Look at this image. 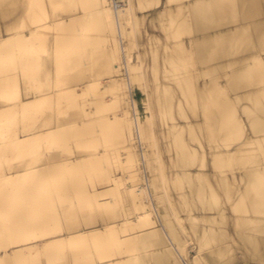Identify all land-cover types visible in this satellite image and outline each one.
<instances>
[{
	"label": "bare ground",
	"instance_id": "bare-ground-1",
	"mask_svg": "<svg viewBox=\"0 0 264 264\" xmlns=\"http://www.w3.org/2000/svg\"><path fill=\"white\" fill-rule=\"evenodd\" d=\"M80 1H84L88 9L91 6L93 12L88 14V21L78 23L80 17H77V14H71L77 13L76 9L77 5L79 6L81 3ZM80 1L77 5L76 0L52 2L53 15L61 16L56 19L54 17V20H50L47 24L49 27L47 25L46 27L48 30L56 32L55 34L58 32L55 39H61L56 43V46L59 44L57 49H54L56 46L53 48L56 58L51 53L53 54L51 58H47L49 59L47 61L45 59L41 66L46 68V73L48 77L50 76V83L47 80V85L49 84L48 86L53 90V87L58 84L56 89L58 86L62 89L57 91L55 89L53 92L50 90L49 93L39 97L43 102L40 99H38L40 102H36L33 98L35 103L26 97L33 95L35 90L29 81L34 78L32 76L34 70L40 67V59L36 60V55L39 53L40 40L46 31L43 30L45 26L38 25V20L47 15V6L44 8L43 4L39 3L43 7L41 11L39 7L38 9L34 7L36 4H31L33 3L31 0H0V47L5 50V52H0V66L2 67L3 61L7 66L15 63L13 64L15 67L10 66L12 71V69H16V60L18 64H27L24 65L27 66L26 70V67L19 66L22 70L16 69L18 71L13 74L0 75V95H4L0 99V214L5 213V211H1L2 207L10 209L6 208L9 206L11 213L16 216L15 221H17L16 225L0 227V229L1 231L5 229L24 230L25 233L22 234L8 232V235L13 237V239L11 238L12 242L21 235L28 236V240L21 241L22 244H20L21 242L16 243L17 245L15 244L16 246L12 248H4L0 244V260L3 264H19L26 262L27 255L33 252L53 248L62 255V262L55 261L58 259L57 256L61 259L57 253L55 258L51 255L44 256L45 259L42 261V257L41 264H147V261L153 258L146 257V253L149 252H153L154 256H158L162 260H170V264H264V119H258L256 116V113L260 114V110L263 109L261 106L264 105V0H137L134 2L136 7L142 8L147 14V16H140L141 20L134 17L138 11L133 13L132 6L135 7V4H131L133 1H127L132 5L131 9L130 5L128 6L126 3L128 7L126 11L127 9L132 11H127L132 13L129 16H125V10L121 8V5L124 7V3H121L119 7V3L117 5L113 0ZM32 7L37 9L36 12L41 11L40 14L39 11L36 13V16L39 14V17L36 18L33 15L35 11L32 12L34 10ZM89 10L92 11L91 8ZM29 11L32 13L30 16H34L35 19L33 17L31 20L28 19L30 23L29 21L24 23H29L27 26L31 27L23 39L19 28L24 26V15L26 16ZM64 14L69 15L64 17L62 16ZM142 18L149 20L146 22L150 27L142 26L145 24V21L141 22ZM137 20L142 23L140 25L144 28L143 30L139 29L140 25L136 23ZM74 24H78L76 26H80L86 36L81 35L82 33L79 34V31L78 33L71 30L68 32ZM95 26L103 33L101 36L109 37L110 40V49L106 51V56V52L104 53L101 66L98 67L99 58L96 59L93 56L94 62V58L90 56L93 58V63H90L88 67L86 65L85 68L81 61L78 62L77 57L76 68L83 65L84 70L78 69L81 70L78 72L76 69L74 70L76 73L70 71L72 73L68 74V77L59 78L56 82V79L53 78L58 74L56 66L59 64L58 56L59 60L67 57L66 48L69 45H74V47L69 46L70 50L68 48L69 56L73 55L72 57H74L82 49V46L77 47L78 44H81L80 40L83 45L91 41L89 39L88 42L85 41L89 35L85 34V30L89 33L88 30ZM150 28L157 31L158 34L149 31ZM95 30L93 28V32L96 33ZM60 31L63 32L60 33ZM143 34L145 40H142ZM70 40L74 41L70 43ZM92 42L98 43L96 40H92ZM68 43L70 44L68 45ZM148 45L151 47L148 48ZM87 46L90 49L93 47V50L97 45ZM104 46L102 49L105 51ZM106 46L108 45L106 44ZM49 47L51 48V45ZM61 48L64 54L63 58H61ZM89 48L88 50H90ZM104 51L101 53L103 54ZM81 52L78 54L83 56L81 55L83 52ZM96 52L94 54H98ZM19 55L22 56L17 59L16 56ZM48 55L50 54L48 53ZM85 56L86 54L83 57ZM54 58L55 64L52 63ZM66 59L61 61L62 66L59 64L61 66L59 70H64L66 66L69 67L66 64L70 58ZM86 60L89 62L88 59ZM72 62L74 63V61ZM72 62L70 61L74 66ZM111 63H117V66L112 69L113 64ZM50 64L52 67L56 66L54 73H52L53 68H50ZM80 64L82 65L80 66ZM106 67H108L107 72L110 68V71L111 69L114 71H111L114 75H117L116 71H121V77L107 80V84H103L104 81L100 83L101 80L98 76L108 78L111 73L105 71ZM45 68L43 69L45 70ZM100 69H104L103 72L108 75ZM64 71L62 72L64 73ZM27 73L30 75L33 73L32 77ZM113 73H111L112 76H114ZM23 74L29 76L30 79L24 80L26 77L21 76ZM52 74H55V77L52 78ZM20 77L24 78V82H20L22 81ZM48 77L46 76V78ZM55 83L57 84L54 85ZM7 84L14 85H12L14 94L17 92V85L19 86L21 94L18 104L10 103L14 100L11 99L13 98L12 91L10 96L4 93ZM96 87H99L102 94L105 91L106 95L98 92L101 97H95L94 92L90 93ZM133 90H136L141 96L139 103L143 109L139 110L137 101L133 99ZM87 94H92L94 98ZM79 96H84V98H78L81 100L74 108L73 102H69ZM67 102L72 106V109L74 108L73 110L70 109ZM63 103H66L64 104L66 105L65 110L68 109V106L70 107L66 113L62 112V109L65 108ZM44 106L46 109L43 111L44 113L41 112L43 118L39 125L32 124V126L30 121L25 122L32 118L31 116L35 114L34 111L44 109L42 108ZM109 107L116 109L108 115V112L102 113L105 109L109 110ZM243 108L249 115L252 113V116H254V110L258 111L255 113V118L246 119L243 117L244 114L241 115ZM259 108L260 110H258ZM244 111L243 113H246ZM263 116L264 114L259 118ZM112 127L119 136V146L115 143L117 147L112 149L114 151L112 153L115 154L118 149L124 150V153L121 152L122 159H120L125 166H121L131 169H128L130 173L127 172V169L124 171L125 168L118 170L120 171L118 173L114 172V174H120L121 179L118 177L120 180H122L121 171L125 172L124 174L127 173V176L123 177V182H120L117 175L113 174L116 177L115 181L118 179L120 182L117 181V186L122 189L119 190L123 196L121 192L117 195L122 196L121 198L124 197L123 199L126 200L123 201L127 206L129 205L126 214H123L127 219V225L132 221L129 223V227L139 232V236L150 235L149 237L157 238L150 244L152 249L136 239L127 240L129 241L128 246L123 250H111L109 247L115 240L116 246H118L117 242L119 245L122 244V240H118L114 235L111 236L113 232H118L117 236L118 234L124 235L129 228L125 225L126 223L123 224L125 218L121 216L118 218L119 214H115L116 212L113 214L114 211L110 212L113 209L105 208L108 206L107 202H105V204L107 203L105 207L104 202H100L102 205L96 203L102 195L105 197L109 195L111 188L108 185L114 186L111 174L113 171L110 172L111 170L106 175L108 178H110L109 175H112L111 182H108L110 179L105 177L108 179L106 185L109 187V191H106L107 188L105 192L100 191L104 189L100 186L101 182L106 181L102 177L103 180L100 179V184L96 185V188L101 187L98 189L100 196L96 193L97 189L89 190V193L93 192L97 195L95 198L96 196L91 194L95 199L94 205L91 199H87L92 198L91 195L87 197L88 194L84 198L85 202H89L86 204L87 206H83L85 203L83 199L82 202L81 200L77 201L83 208L75 207L73 204L75 202L65 197L67 194L63 196L67 200H62V195H60L61 201L58 198L55 202L53 199L51 200L53 201L51 205L54 203L56 206L59 204L58 207L62 205L61 208L53 207L56 210L59 209L58 213L55 209L53 210L64 220H67L63 231L58 234L52 233L53 235L46 234L47 231L43 233L45 226L40 221L42 218H33V216L41 215L39 213L43 212L42 214H44L45 210H48L44 207L47 204L50 205L51 193L49 192H53L52 190L55 188L51 190L50 187H44L49 195L44 193L45 189L41 186L46 181L52 180L53 182L54 180L57 184L61 181L65 182L66 175L76 171L80 174L95 161L98 165L99 161L105 160L106 157H103L108 154L105 150L106 153L94 148L92 150L91 148L94 146L89 144L90 151L85 152L80 150V147L76 145L77 142L80 141L78 143L82 145L81 140L92 138L95 133L96 136L102 135V138L103 134L110 135ZM87 131L89 137L85 135ZM98 140L96 142H99ZM68 141L74 143L72 145H76L79 149L76 146H72L73 150L65 147L63 150L57 149L65 142V144H69ZM130 141L133 143H129ZM68 144L67 146L70 145ZM83 146L81 148H84ZM141 146L147 147L148 150L144 148L148 153L141 154L139 152ZM60 148L62 149V147ZM135 148L140 154H137ZM197 151H200L198 157L201 158L194 162L196 157L194 155H197ZM117 153L115 155L119 156ZM112 157L109 159H114ZM193 157L194 159H192ZM115 158L118 157L115 156ZM115 160L119 163L118 159ZM228 162H232L229 167L234 164L233 170L232 167L230 170L225 168ZM182 168L184 170L179 174L178 171ZM136 173L140 175L143 173L142 181H138L142 175L135 176ZM33 176L32 181L24 182ZM100 176L98 175V178ZM82 177H77L78 180L75 179L73 185L80 186L84 181ZM179 179L181 180L178 181ZM173 180H177L178 184L190 183V187L187 189L190 190L189 195L185 194L188 195L187 199L185 196L182 198L187 202L191 198L192 202L190 199L189 201L194 207L190 208L191 211L188 209V211H184L185 217L184 209L181 211V208L184 206L186 210L189 206L186 207V205H181L183 202L175 201L174 198L178 196V193H176V197L171 196L170 187H167V184ZM173 183L175 181L171 184L173 185ZM58 186L59 191L62 188H60L61 185L58 184ZM168 186L171 185L168 184ZM65 190L69 191V187L65 186L63 192ZM80 192L78 193L80 194ZM179 193L182 194V192ZM117 195L115 194L116 199ZM53 196L56 195H52V198H55ZM127 199H131V202ZM214 200L215 202L217 200L216 204H219L223 209L217 208L219 205L215 207L220 210L209 206ZM197 202L200 203V207L207 203L204 208H200L206 213L200 211ZM89 205L91 206L89 207ZM124 206L126 207V205ZM192 206L190 205V207ZM103 208L107 212H104ZM194 208L195 210H193ZM196 209L202 213L192 212ZM218 211L219 214H217ZM187 212L190 213L187 214ZM90 213L92 219H86V221L83 219V225L79 224V221H74L77 218H75V214L87 216ZM36 214L38 215L36 216ZM73 215L74 219H72ZM90 217L88 216V218ZM186 218L190 220L185 221ZM38 219L40 222H37L40 224L36 222ZM32 220H35L36 224ZM184 221L189 224L192 221L191 225H188L190 227L187 224L183 225ZM196 222H200V226ZM18 223L21 224V227ZM38 230H41L43 234H38ZM197 230L199 231L197 232ZM36 231L38 233H35ZM35 235L38 237L44 235V237L38 239ZM195 235H198L199 238L196 243L199 244V250L195 257H189L188 251L181 252V254L180 250L185 249L186 246L184 248L183 246L187 244V240L190 244V237L193 238ZM35 237L38 240H35ZM85 242L87 245L91 243L90 249L93 250L90 251L91 254L87 252V255H81L82 252L72 250L74 245L77 247V244L81 245ZM80 247L84 248L82 245ZM64 248L67 250L71 248L75 253L73 254L71 251L70 255L69 250L68 252L64 251ZM86 248L89 249V247ZM218 259H222V261L219 262Z\"/></svg>",
	"mask_w": 264,
	"mask_h": 264
},
{
	"label": "rangeland",
	"instance_id": "rangeland-1",
	"mask_svg": "<svg viewBox=\"0 0 264 264\" xmlns=\"http://www.w3.org/2000/svg\"><path fill=\"white\" fill-rule=\"evenodd\" d=\"M31 1L33 2V3H31V4H36L37 7H36V5H35L34 7L37 8V9H38V7H39L40 10H41L43 7L45 8V7L47 6V7H46V14H47V15L45 14L46 16H45L44 18H42L41 20H40V19L38 20V25H39V26H41V27H44V26H45V27H46V25L50 22V20H54V17H55V19H56V18H58V16H59V17L61 16V15H58V14H57V15H53V14H54V11H51L52 7H54L52 4H53L55 1H58V0H31ZM72 1H74V0H72ZM79 1H80V0H76V5H77V3H78ZM113 1H114L117 5H118V3H119V7H120L121 3H124V7L121 5V8H124V10H125V13H124V14H126L125 16H127V15L129 16V14H132V13H131L132 11H133L134 14L138 11V12H137L138 14L136 13L137 16H136V14H135V16H134V14H133V16L136 17L137 19H139L140 16L143 17V15L147 16V14H145V10H142V8H141V9L138 8V6L136 7V3H134V2H137V0H136V1H135V0H113ZM121 1H122V2H121ZM127 1H128V2H129V1H133V3L131 2V4H135V7H136L137 10L134 9L135 7H133V6H132L130 3H128ZM43 2H45V3H43ZM52 2H53V3H52ZM80 2H81V3H79V6L77 5V9H76V10H77V13H76V12H75V13L73 12V13L71 14V15H75V14H77L76 16H77V17H80V18L78 19V23L81 22V21H88V14L90 15V14L93 12L91 6H90V8H91L92 11L89 10L90 8L88 9V7H87V5H86V3H85L84 1H80ZM39 3L43 4V7H42V5L39 4ZM48 3H49V4H48ZM50 3H51V4H50ZM126 3H127L128 6L130 5V6H129L130 9H131V6H132V9H133L132 11L129 9V10L131 11V12H129V13L127 12V11H129L128 9H127V11H126V8H128L127 5H126ZM44 4H45V6H44ZM40 5H41V6H40ZM157 5L159 6V4H157ZM88 6H89V5H88ZM155 6H156V5H155ZM40 7H41V8H40ZM56 7H58V6H56ZM32 8H33V7H32ZM35 8H33L34 10H32V12L35 11V13L33 14L34 16L37 15L36 13H37L38 11H39V14H40V12L43 10V9H42L41 11L38 10V11L36 12L37 9L35 10ZM75 8H76V6H75ZM78 8H79V9H78ZM138 9H139V10H138ZM52 10H53V9H52ZM76 10H75V11H76ZM135 10H136V11H135ZM140 10H142V11H140ZM30 11H31V9H30ZM30 11L28 12V14H26V16L24 15L23 24H24L25 22H28V21H29L28 19L31 20V18L34 17V16H32V17L30 16V14H32V13H30ZM134 11H135V12H134ZM139 11H140V13H139ZM44 12H45V9H44ZM126 12H127V13H126ZM39 14H38V16H36V18L39 17ZM27 15H28V16H27ZM68 15H69V14H67V15L64 14V15H62V16H64V17L66 16V17H67ZM29 17H30V18H29ZM136 18H135V19H136ZM34 19H35V17H34ZM112 19H113V17H112ZM142 19H143V20H142L141 22L143 23V22L145 21V22H144L145 24L142 25L141 22H138V21L141 20V18H140V20H137L136 23H139V25L141 24L142 26H145L144 28H146V26H149V23H148V25H147V22H146V21L149 22V20H147L146 18H142ZM113 22H114V19H113L112 23H113ZM29 23H30V21H29ZM29 23H26V24H24V26L22 25L23 27H20V28H19V29H21V32H22V34H23V35H21V37H22L23 39H24V37H25V36L29 33V31H30V27H31V26H29V27L27 26ZM113 24H114V23H113ZM76 25H78V24H74L73 27L71 26L68 32H70V30H71L72 32L74 31V32L78 33V31H79V34L82 33L81 35H84V34H83V31L81 30L82 28H81L80 26H76ZM141 25H140V27H139V26H137V27H139V29L142 28V30H143L144 28H143ZM47 26H48V25H47ZM32 27H33V26H32ZM45 27L43 28V30L46 31V32H45V35H44V36L42 37V39L40 40V46H39V48H38L39 53H38V55H36L37 57L35 56V57H36V60H37V59H38V60L40 59L39 62H40V67H41V69H40V67H38V68L36 69V70H38L37 72H36V70H34V74H33V73H32L33 75L31 74L32 76H34V78H33V80L29 81V82L31 83L30 85H33L34 87H37V88H39V89H36V88L33 87V89H35V90H37V91L34 90V94H33V95H29L30 97H29V96L26 97V98H30L32 102H33V101L35 102V100H36V102L39 101L38 99H40V98L42 97V95H45V94L49 93L48 91H50V90L53 92V90H55L56 87H57V85H58L57 83H55L54 85H56V84H57V85H56V87L54 86L55 88L52 86V87H53V90H52V88H50V86H48L49 84L47 85L48 82L50 83V81H49L50 76L48 77V75H47V73H46V68L43 67V66H41V63L43 64L45 61L49 60L53 54H54L53 57L55 56V53H53V52H54V49H57V47L59 46V44H58V46H56V45H57L56 43H58V41H59L61 38H60L59 40H58V39H55V35H57L58 32H57V34H55L56 32H54V31L51 30V29L48 30L47 27H46V29H45ZM48 27H49V26H48ZM149 27H150V26H149ZM50 28H51V27H50ZM93 28H94V30L96 29V30H95L96 33L93 32ZM93 28H91V29L88 30L89 33H87V30H85V32H86L85 34H89V35L87 36V39H86L85 41H87V40L89 39V40H91V41L88 40L89 42H88V41H87V42H88V43H91V44H88L87 42H86V43H87V44H86L85 42H83L84 44H86V45H83V44H82V41L80 40L81 44H78V45H77V47H81V46H82V49H83V50L81 49V51H82L83 53H82L80 50L78 51V53L81 52V53H82L81 55H83V56L86 54V56H87L88 58H87L86 56H85V57L80 56V55H79L80 53H79V54L77 53L78 56H77V54H76L74 57H72V56H73L72 54H73L74 52L71 54L72 56H69L70 53H69V51H68V48H69V46H71V45H69V44L72 43L74 40H73V41L70 40L71 42L69 41V42H70V43H68L69 46H68V48H66V50H67V52H68L69 54H68V53L65 51V49H64V51L66 52V56H67V57H65V58L62 57V56H64L62 48H61V51H60V52H62V54H61V53H57V54H61V58H63V59H66V58H68V59H69V58H70V59L73 58V59H72V60L69 59V62H67V64H66V62H65V64L68 65V66L70 67V69H68L69 67L67 68V66L63 64V65L66 66V67H65V69H64V67H62V68H63L64 70H66V71H64V70H59V68L62 66L61 61H64V60H63V59H62V60H59V56L57 55V56H58V61H59L58 63H59L61 66L57 63V64L59 65V67H58V65H56V66H57V73H58V74H57L56 77L54 76L55 74H52V75H53L52 78L55 77V78H53V79H56V82H58L57 80H59V78H65V77H68V74H70V73H72V72H73V73H76V72L74 71V70H76V69H77V70H78V69H82V70H84V67H85L86 65H87L86 67H88V66L90 65V63H93V60H94V62H95V58H96V59L99 58V62H98L99 66H98V65H97V66H98V67L101 66L100 63L102 62V60H103V58H104V57H103L104 53H105L107 50L110 49V47H109V46H110V40H109V37L106 38V37H104V36H101V35H103V33L100 32V30H99L98 27L95 26V27H93ZM97 28H98V29H97ZM80 30H81L82 32H81ZM98 30H99V31H98ZM47 31H48V32H47ZM55 31H57V30H55ZM64 31H66V30H64ZM149 31H152V32L158 34L157 31L153 30L152 28H150ZM61 32H63V31H60V33H61ZM98 32H100V33H98ZM94 33H95V34H94ZM68 34H69V33H68ZM97 34H100V35H97ZM69 35H70V34H69ZM72 35H74V34H72ZM84 36H86V35H84ZM59 37H60V36H59ZM10 38H11V37H10ZM10 38H9V39H10ZM11 39L14 40L15 38L12 37ZM102 39H103V40H102ZM107 39H108V40H107ZM16 40H17V39H16ZM92 40H93V41L96 40V41L99 43V45H98V43L94 44V43L92 42ZM101 40H102V42H101ZM142 40H145L144 34L142 35ZM7 41H8V40H7ZM62 41H63V39H62ZM62 41H61V42H62ZM65 41H66V40H65ZM65 41H64V42H65ZM104 41H105V42H104ZM50 42H51V43H50ZM61 42H59L60 45H62ZM76 42H77V41H76ZM49 43H50V44H49ZM62 43H63V42H62ZM66 43H67V41H66ZM66 43H65V44H66ZM101 43H102V44H101ZM108 43H109V44H108ZM53 44H54V45H53ZM73 44H75V43H73ZM106 44H107L108 46H106ZM127 44H128V43H127ZM50 45H51V48L49 47ZM79 45H80V46H79ZM87 45H90V46H92V45H97V46L95 47V49H93V50H94V51H93V50H92L93 47H91V49H90L89 46H87ZM101 45H102V46H101ZM103 45H105V46H104L105 51L102 49V48H103ZM55 46H56V47H55ZM66 46H67V45H66ZM66 46H64V47H66ZM85 46H86L87 48H86ZM98 46H99L100 48H99ZM54 47H55V48H54ZM60 47H62V46H60ZM71 47H74V45L71 46ZM77 47H75V48H77ZM84 47H85V48H84ZM147 47L150 48L151 46L148 45ZM49 48H50V49H49ZM53 48H54V49H53ZM88 48H89L90 50H88ZM96 48H97L98 51L96 50ZM106 48H107V49H106ZM52 49H53V50H52ZM72 49H73V48H72ZM72 49H71V51H72ZM101 49H102V50H101ZM51 50H52V51H51ZM58 50H60V49H58ZM69 50H70V48H69ZM73 50H74V49H73ZM77 50H78V48H77ZM2 51L5 52L4 48L0 47V52H2ZM85 51H86V52H85ZM91 51H92V52H91ZM96 51H97V52H96ZM102 51H104L103 54L101 53ZM131 51L133 52V50H131ZM17 52H18V51H17ZM17 52H16V55H17ZM65 52H64V53H65ZM84 52H85V53H84ZM89 52H90V54H89ZM94 52H96V53H98V54H94ZM48 53H49L50 55H48ZM51 53H53V54H51ZM75 53H76V52H75ZM75 53H74V54H75ZM88 54H89V55H88ZM92 54H93V55H92ZM106 54H107V52L105 53V56H106ZM96 55H98V56H96ZM21 56H22V55L16 56V58L19 59ZM47 56H48V57H47ZM68 56H69V57H68ZM90 56H91V57L94 56L95 58L93 57V58H94V59H93V58H91ZM107 56H108V55H107ZM14 57H15V56H14ZM35 57H34V58H35ZM77 57H78V58H77ZM81 57H83V58H82L81 60H79ZM47 58H49V59H47ZM55 58H56V56H55ZM55 58L53 59L52 63H54ZM76 58L78 59V62L81 61V63H83L84 67H83L82 64H80V66L82 65L83 68H82V67H79V66H77L78 68H76V66H75V64H77V63H75V61L77 62V59H76ZM45 59H46V60H45ZM84 59H85V60H84ZM86 59H88L89 62H87ZM92 59H93V60H92ZM14 60H15V59H14ZM44 60H45V61H44ZM55 61H56V60H55ZM66 61H67V59H66ZM70 61H71V62L74 61V63L72 62V64H73L75 67L71 65ZM82 61H83V62H82ZM85 61H86V62H85ZM7 62H8V61H7ZM84 62H85L86 64H85ZM10 63H11V62H10ZM16 63H17V64H16V69H19V70H20V69L22 70L21 67H23L24 65H27V64H24V65H23V64H18L17 60H16ZM62 63H63V62H62ZM68 63H69V64H68ZM114 63H115V61H114ZM2 64H3L2 67L0 66V68H1V69H0V75H6V74L10 75V74H13V73H15L16 71H18V70H16L15 68L12 69V71H11V69H10V68H11L10 66L15 67V66L13 65V64H15V63L8 64V65H10V66H7V64H5V62L3 61ZM54 64H55V63H54ZM54 64H53V66H54ZM111 64H113V63H111ZM116 64H117V63H116ZM116 64H113L111 68L113 69V67L117 66ZM70 65H71V66H70ZM6 66H7V67H6ZM19 66H21V67H19ZM56 66H54L55 69H56ZM257 66H258V65H257ZM24 67H26V68H25V70H26V69H27V66H24ZM51 67H52V65L50 64V68H51ZM54 67H52V68H53L52 73H54L53 71H55V70H54ZM72 67H73V70H72ZM86 67H85V68H86ZM260 67H261V66H260ZM43 68H45V70H44ZM66 68H67V69H66ZM102 68H103V67H102ZM9 69H10V71H9ZM97 69H99V68H97ZM104 69H106L105 71L107 72L108 67H106V68H104ZM104 69H103V70L100 69V70L103 72ZM112 69H111V71H113ZM262 69H263V68H262ZM1 70H2V72H1ZM23 70H24V69H23ZM67 70H68V71H67ZM188 70H189V71H193L192 69H191V70L188 69ZM8 71H9V72H8ZM44 71H45V72H44ZM62 71H64V73H63ZM70 71H72V72H70ZM85 71H87V70H85ZM111 71H110V68H109V71H108L107 73H109V72H111ZM10 72H11V73H10ZM29 72H30V71H29ZM32 72H33V71H32ZM35 72H36V73H35ZM78 72H81V70H78ZM102 72H101V74H102ZM106 72H105V73H106ZM113 72H114V71H113ZM113 72H111V73H113ZM55 73H56V72H55ZM103 73H104V72H103ZM105 73H104V74H105ZM107 73H106V75H108ZM111 73H109V77H110L111 79H110L109 77L107 78L106 76H105L106 78L98 76V77L100 78L99 80H101L100 83H102V82L104 81L103 84H107V82H108L107 80L110 81V80H112V78H113V79H115V78L117 79L118 76L121 77V71H119V72L116 71L115 73H117V75H116V74L114 75V73H113L114 76H112ZM45 74H46V75H45ZM104 74H102V75H104ZM110 74H111V76H110ZM27 75H30V73H27ZM31 75H30V76H31ZM58 75H59V76H58ZM66 75H67V76H66ZM21 76H23L24 78L26 77V78L24 79V78H21V77H20V78L22 79V81H20L21 79H18L20 82H24V80L28 81L29 76H24V74L21 75ZM32 76H31V77H32ZM46 76H47L48 78H46ZM115 76H116V77H115ZM120 77H119V78H120ZM57 78H58V79H57ZM102 78H103V79H102ZM23 79H24V80H23ZM29 79H30V78H29ZM44 79H45V80H44ZM104 79H106V80H104ZM43 80H44L45 82H44ZM47 80H48V82H47ZM106 81H107V82H106ZM7 83L9 84L10 82H7ZM12 83H13V82H12ZM16 83H17V82H16ZM43 83H44V84H43ZM8 84H7V88L5 89V92H4V93L7 94V95L9 94L8 96H10V95L12 94L11 96H12L13 98H11V99H14V100H12L13 102H10V103L18 104V103H19V99H20V98H19V95L21 94V93H20V90H19V86L16 84V85H17V89H16L17 92L14 94V93H13V86H14L13 84H15V83L12 84L13 86H12L11 84H10V85H8ZM39 85H40V87H42V88L38 87ZM96 85H97V84H96ZM59 87H60V86H58V88L56 89V91L62 89L61 87H60V88H59ZM64 87H65V86H64ZM49 88H50V89H49ZM98 88H99V87H96L95 89H97V90L93 89V91L90 92V93H92V94H93V92H94L93 95H95V97H97V96H98V97H101L100 95H98V92L101 91V90H99ZM94 90L97 92L96 94H95V91H94ZM11 91H12V93H11ZM31 91H32V90H31ZM10 93H11V94H10ZM39 93H40V94H39ZM92 94H87V95H90V96L92 97V96H93ZM100 94H102V92H100ZM14 95H15V96H14ZM102 95H106V92L103 91V94H102ZM132 95H133V99L136 100L137 103H138V108H139V110H140V109H143V107L141 108L140 103H139V102H140V99H141V96L139 95V93H138L136 90H133V91H132ZM85 96H86V95H85ZM2 97H4L3 94L0 95V99H1ZM31 97H32V98H31ZM39 97H40V98H39ZM81 97H82V98H81ZM91 97H89V98H91ZM33 98H34L35 100H32ZM78 98L83 99L84 96H79V97H77L76 99H73L71 102H69V103H72V102H73V106H74V108H75L76 104L81 100V99L79 100ZM93 98H94V96H93ZM7 99H8V97H7ZM30 99H27V100H30ZM9 101H11V100H9ZM40 101H42V100L40 99ZM40 101H39V102H40ZM36 102H35V103H36ZM39 102H38V104H39ZM42 102H43V101H42ZM10 103H9V104H10ZM42 104H43V103H42ZM64 104H66V103H63V105H64ZM67 104H68V102H67ZM68 105L70 106V104H68ZM68 105H67V106H68ZM71 105H72V104H71ZM42 106H43V105H42ZM65 106H66V105H64V107H65ZM69 106H68L67 108L69 109V108L71 107L70 109H72V106H70V107H69ZM40 107H41V103H40ZM40 107H39V108H40ZM261 107L264 109V105H262ZM42 108H44V109H41V108H40L42 111H41V110H36V112L34 111L35 114H34L33 116H31L32 118L26 120L25 122L28 123V121H30V122H31V125H32V124H33V125L35 124L34 126L39 125L40 121H41L42 118H43L42 113H44L43 111H45V109H46L45 106L42 107ZM74 108H73V109H74ZM262 108H261V109H262ZM63 109H64V110H63ZM63 109H62V112L64 111V113H66V111L68 110V109L65 110L66 107L63 108ZM70 109H69V110H70ZM73 109H72V110H73ZM108 109L111 110V111L105 109L102 113H105V114H106V113L108 112V113H107V115H108L109 113L113 112L116 108H113V107H112V109H111V107H109ZM243 109H244V108H243ZM247 109H248V108H247ZM263 109H262V110H260V108L258 109V110H260V114H258V113H259L258 111L254 110L255 113L258 112V113H256V116H258V119H262V118L264 119V116L261 117V118H259V116H262V114H264V110H263ZM244 110H245V109H244ZM244 110H243V111H244ZM248 110H249V109H248ZM251 110H252V109H251ZM243 111H242V109H241V113H242L241 115L244 114L243 117H246V119H247V118H249V119H254V118H255V117H254V116H255V113H254L253 111H252V112L254 113V116L251 115L252 113L249 115V114L247 113V110L244 111V112H246V113H243ZM261 111H263L262 114H261ZM41 112H42V113H41ZM36 113H38V114H36ZM40 113H41V115H40ZM67 113H69V112H67ZM249 113H250V112H249ZM247 115H248V116H247ZM253 117H254V118H253ZM35 119H36V120H35ZM256 119H257V118H256ZM34 121H37V122L35 123ZM21 123H22V122H21ZM27 123H25V124H27ZM33 125H32V126H33ZM27 126H28V125H27ZM98 127H99V126H98ZM108 128H109V127H108ZM109 129H111V128H109ZM105 130H106V129H105ZM111 131H112V132H111ZM111 131L109 132L110 135H109V134H108V135H107V134H105V135L103 134L104 137L106 136L105 138L103 137L104 139L101 137L102 135H100V134H99V136H96V135H95L96 133L93 135V137L95 136L94 139H93V137H92V138L89 137V132L87 131V132L85 133V135H86V136L88 135L87 137H89V138H88L87 140H84V141L81 140V143L83 142L82 145H80V144L78 143V142H80V141H78L77 144H76V142H75V144L78 145V147H80V150L82 149V150H84L85 152L90 151L89 147L91 148L92 145L94 146V147L91 148L92 150H93V148L96 149L97 151H98V150H99V151H101V150L104 151V150H105L108 154H106L103 158L106 157V158H107V161H106V158H105V160L102 159L103 162H102V161H99V162H98V163H99V164H98L99 166L97 165V162L95 161L96 165H95V163H94V164L91 165V166L89 165V167L86 166V167H88L87 169L85 168V170H87V171L84 170V171H83L82 173H80V174L76 171V172H73V174L70 173V175H66L67 177H65V179H67V180H65V182H64V181H63V182L61 181L62 183H61V182H58V184L61 185L60 188H62V189H60L59 191H58V189H57V188H59V186H58V184H57L56 181H55V182H54V180H53V182H52V180L46 181V183L43 184L41 187H43V188H44V187H45V188L50 187L51 190H52L53 188L57 189V190H55V189L52 190L53 192H49V193H51V194H50L51 197H49V198H50V201H49L50 203L48 202L50 205H51L52 202H53V201H51L52 199L54 200V202H55V200H58V199H59V201H61V200H60V198H61L60 195H62V197H63L65 194H67V196L65 195V197L70 198V200H71L72 202H75V203H73V204H74L75 207H77V206H79V204L77 203V201L80 202V200H81V202H82V199H83L84 202H85V200H86V199H84L85 196L88 194L87 197H89V195H91V194L93 193V192H90V193H89V190L94 191V189H97L98 192L95 190L96 193H97V195H99L98 193H99L100 191H101V192H105V189H106V188H107L106 191H109V189H108L109 187H107L106 184H108V182H111V179H112L111 176L114 174V172L117 171V173H118V172H120V171H118V170H122L123 168H125V169H123V170L126 171L127 167H123V168H122V166H121V165H124V164H122V160H121L122 157H120V155H121L122 153H124V150H122V149L119 150V149H118L117 151H119V152H118V153H117V151L115 152V154L117 153L119 156L113 154V153H114V151H113L114 148L117 147V146H119V144H118V143H119V136H118V134L116 133V130H115L113 127H112V130H111ZM105 132H106V131H105ZM107 132H108V131H107ZM107 132H106V133H107ZM103 133H104V132H103ZM113 133H114V134H113ZM97 135H98V134H97ZM97 137H98V138H97ZM85 139H86V138H85ZM98 139H99V140H98ZM96 140H98L99 142H96ZM102 140H103V141H102ZM94 141H95V142H94ZM112 141H114V142H112ZM68 142H69V141H68ZM87 142H88V145H87ZM92 142H93V143H92ZM131 142H132V141H130L129 143H131ZM65 143H66V142H65ZM65 143L62 144L63 146L60 145L57 149H59V150H63V149H65V148H67V149H69V150H71V149L73 150V147L76 146V145L73 146L72 144H74V143H71V142H69V144L71 143L70 145L67 143L69 146H67V144H65ZM95 143H96V144H95ZM115 143L117 144V146L115 145ZM132 143H133V142H132ZM89 144H90L91 146H90ZM97 144H98V145H97ZM105 144H107V145H105ZM64 145H66V146H64ZM83 145H84V146H83ZM101 145H103V146H101ZM109 145H110V146H109ZM72 146H73V147H72ZM82 146H83L84 148H81ZM95 146H96V147H95ZM97 146H98V147L100 146L99 149H98ZM132 146H133V145H132ZM60 147H62V149H61ZM64 147H65V148H64ZM76 147H77V146H76ZM78 147H77V149H79ZM144 147H145V146H141V147H140L141 150H140L139 152H141V154H146V152H147V151L145 152V148L147 149V147H145V148H144ZM70 148H71V149H70ZM75 149H76V148H75ZM77 149H76V150H77ZM112 149H113V150H112ZM92 150H91V151H92ZM109 150H110V151L112 150L111 153H110ZM134 150L137 152V154H140V153H138L137 148H135ZM147 150H148V149H147ZM102 151H101V152H102ZM105 151H104V152H105ZM108 151H109V152H108ZM106 152H105V153H106ZM112 152H113V153H112ZM121 152H122V153H121ZM198 152H200V151H197V155H194V157L196 156L195 159H194V157L192 158V159H194V160H193L194 162L199 161L198 158H199V159L201 158V157H198V155L200 154V153L198 154ZM147 153H148V152H147ZM110 154H111V156H109ZM112 154H113V155H112ZM112 156H113V157H112ZM115 156L118 157V158H115ZM109 157H112V158H114V159H118L120 164L117 163L116 160L114 161V159H111V160H110ZM120 158H121V159H120ZM196 158H197V159H196ZM229 164H232V162H231V163L228 162V163H227V167H226V165H225V168H226L227 170H230L231 167H232V170H233V168H234V167H233L234 164L231 165V167H229ZM116 165H117L118 167H117ZM94 166H97V167H94ZM124 166H125V165H124ZM116 167H117V168H116ZM119 167H120L121 169H120ZM89 168H90V169H89ZM101 168H103V169H101ZM114 168H115V169H114ZM118 168H119V169H118ZM93 169H96V170H93ZM100 169H101V170H100ZM116 169H117V170H116ZM128 169H129V168H128ZM128 169H127V172L130 173L129 170H131V169H129V170H128ZM180 169H181V168H180ZM90 170H91V171H90ZM109 170H111L110 172L113 171V172L111 173L112 175H109L110 178H108V177L106 176V175H108V174L110 173ZM183 170H184V169L182 168V170H180L181 172L178 171V173L181 174ZM93 171H94V172H93ZM95 171H96V172H95ZM103 171H104V172H103ZM88 172H89L90 175H89V174H86V173H88ZM122 172H123V171H121V176H122V180H123V177H124V176H127V173L124 174L125 172H123V174H122ZM77 173H78V174H77ZM96 173H101V174H96ZM75 174H76V175H75ZM85 174H86V175H85ZM93 174H94L95 176H94ZM136 174H137V175H135V174H134V175H135V176H138V175L141 176V175H142L141 177H139L140 179L138 178V181H140V180L142 181V180H143V179H142V178H143V173H141V175H140L139 173H136ZM232 174H233V173H232ZM71 175H74V176H71ZM78 175H79V176H78ZM96 175H97V176H96ZM98 175H99V176L102 175V176H100V178H98ZM114 175H117V174H114ZM114 175H113V179H112V180H113L112 183H114V186H111L110 183H109L110 185H108V186H110V188H111V189H110V193H111V194L109 193V195H108V196L106 195V197L102 195V197H100V199H97L98 201H97L96 203H100V202L103 203V202H104V204H103L104 207H105V206L107 205V203H108V206L105 207L107 210H108V209H110V210L113 209L112 211H110V210H109V211H110L111 213L114 211L113 214H114L115 212H116L115 214H119V215H117L118 218H121V217H122V218H125V215H124L123 213L126 214V212H127L126 210L128 209V206H129V205L127 206V204H125L124 201H125L126 199H123L124 197L121 198V197L123 196V195H122V192L119 190V189H121V188H120V186H117V185H118V184H117V181H118V183L123 182V181L120 180V179H121L120 176H119L120 174L117 175V178H118V177L120 178V179L118 178V179L120 180V182H119L118 179H117V181H115V180H116V179H115L116 177H115ZM68 176H71V177H68ZM80 176H83L82 178H84V181L80 184V186H78V185H73V184H75V183H74V182L76 181L75 179H77V177L80 178ZM74 177H75V178H74ZM88 177H89V178H88ZM101 177H102L104 180H106V181H102V182H101V180H103ZM105 177H107L108 179H110V181H108V179H106ZM68 178H69V179H68ZM73 178H74V179H73ZM33 179H34V176H33V177H30V178H28V179H26L24 182H25V183H28V182L32 181ZM100 179H101V180H100ZM77 180H78V179H77ZM98 180H99V181H98ZM180 180H181V179H179L178 181H180ZM73 181H74V182H73ZM107 181H108V182H107ZM174 181H175V183L178 184L177 180H173V181H170V182L168 183V184H170L171 186H168V184H167V187H170V189H169V188H168V189L171 191V196H175V197H176V196H177L176 193H178V196H177L176 198H174V200L176 199L175 201L186 203V204H183V203L181 204V205H186V207L189 206L188 208H186V210H185V207H184V206H183L184 208H183V207L181 208V211H182V209H184V210H183V215H184V217H185L186 214H184V213H185L186 211L190 210V208H193V207H194V206H192L193 204H191V202H192V201H191V198H189L191 202H190L189 199H188V202H190V203H188L186 200L183 201V200H184L183 198H185L186 196L189 195L188 192H190V190L188 191L187 189L190 187V185H189L190 183L188 184V183L186 182V183L188 184V185H187L186 183H181V182H180L181 184H178V185L176 184V185H175V183H173V185H172L171 183L174 182ZM185 181H186V180H185ZM185 181H183V182H185ZM100 182H101V184H100ZM105 182H106V183H105ZM25 183H24V184H25ZM139 183H140V182H139ZM66 184H67V185H66ZM98 184H100V186H102V189H103V188H104V189L99 191L98 189H101V187H100V188H99V187L96 188V187H97L96 185H98ZM183 184H184V185H183ZM185 184H186V185H185ZM56 185H57L58 187H57ZM69 185H70L72 188H73L74 186H75L76 189L78 188L77 191L80 189V190H79V191H81L80 194L78 193L79 191L77 192L76 189L73 188V189L75 190V191H74ZM103 185H104L105 187H104ZM115 185H116V186H115ZM51 186H52V187H51ZM65 186L69 187V191L65 190V191L63 192V189H64ZM76 186H78V187H76ZM187 186H188V187H187ZM5 187H7V186H5ZM45 188H44V189H45ZM46 190H47V189H45V191H43V192H44V193H47V195H49L48 191H46ZM51 190H50V191H51ZM61 190H62V192H61ZM121 190H122V189H121ZM38 191H39V190H38ZM55 191H57V192H55ZM83 191H84V192H83ZM86 191H88V192H86ZM59 192H61V193H59ZM76 192H77L78 194H77ZM82 192H83V193H82ZM119 192H121V195H122L121 197H119L120 195H117V194H120ZM179 192H182V194H180ZM55 193H56V194H55ZM84 193H86V194H84ZM107 193H108V192H107ZM53 194L56 195V196H53V197H55V198H52V195H53ZM57 194H59V195L57 196ZM73 194H74V195H73ZM83 194H84V195H83ZM93 194L95 195V193H93ZM93 194H92V195H93ZM103 194H104V193H103ZM115 194H116L119 198L117 197V199H116ZM185 194H188V195H185ZM92 195H91V196H92ZM97 195H95V196H96L95 198H97ZM104 195H105V194H104ZM179 195H180V198H179ZM78 196H79V197H78ZM91 196H90V197H91ZM99 196H100V195H99ZM99 196H98V198H99ZM184 196H185V197H184ZM65 197H63V198H61V199L63 200V199H65ZM182 197H183V198H182ZM44 198H45V197H44ZM44 198H43V200H44ZM49 198L46 197V199H48V200H49ZM56 198H58V199H56ZM67 198H66L65 200H67ZM79 198H80V199H79ZM92 198H93V199H92ZM92 198H87V199H89V200L91 199V200L94 202L95 199H94L93 196H92ZM126 198H127V197H126ZM128 198H129V197H128ZM134 199H135V198H134ZM177 199H179V200H177ZM186 199H187V197H186ZM48 200H47V201H48ZM89 200H88V201H89ZM99 200H100V201H99ZM123 200H124V201H123ZM127 200H129V201L131 202V199H127ZM135 200H136V199H135ZM59 201H58V203H59ZM92 201H90V202H92ZM132 201H133V200H132ZM84 202H83V203H84ZM105 202H107V203L105 204ZM206 202H207V201H206ZM216 202H217V200H216ZM216 202H215V200H214L213 202L210 203L209 206H212L213 208H214L216 205L218 206L219 204H216ZM56 203H57V202H56ZM58 203H57V204H58ZM101 203H100L99 205H102ZM214 203H215V204H214ZM217 203H218V202H217ZM219 203L221 204V201H220ZM81 204H82V203H81ZM86 204H89V202L87 203V201H86V202L83 204V206H84V205L87 206ZM94 204H95V202L93 203V205H94ZM179 204H180V203H179ZM189 204H190L192 207H190ZM197 204H198V202H197ZM206 204H207V203H206ZM206 204H205V205H206ZM50 205L47 204L46 207H44L45 209H48V210H45V212H44L45 215L42 214V213H43V212H42V213H39V214H41V215H39L40 217L37 216L38 214H36L37 217H34V216H33V218H35V219H37V218H39V219L42 218L40 221H41V223L45 226V229H46V230L44 229L43 233H45V231H47L46 234H49V235L51 234V235H53L52 233H54V234H58L59 232L63 231V230H62V229H63V226L66 225L67 220H64L62 217H60V216L57 214L59 209L56 210L55 208H57V207L59 206V204H58L57 206H56L55 203H54L53 205H51V206H50ZM60 205H61V203H60ZM99 205H98V206H99ZM124 205H126L127 208H126ZM132 205H133V204H132ZM194 205H196V204L194 203ZM198 205H199V209L202 208V207L204 208V206H205V205H204V206L200 207V203H199ZM198 205H197V207H198ZM201 205H202V204H201ZM90 206H91V205H89V207H90ZM217 206H216V207H217ZM223 206H224V205H223ZM53 207H55V208H53ZM61 207H62V205H61L60 207H58V208H61ZM72 207H73V205H72ZM80 207L83 208L82 206H79V208H80ZM102 207H103V206H102ZM123 207H124V208H123ZM195 207H196V206H195ZM216 207H215L216 210L223 209V208L220 207V205H219V207H217V208H220V209H217ZM6 208H10V209H4V208L2 207V208H1V211H5V213L0 214V227H3V228H6V227H9V226H12V225H16V223H17V221H15V220H16V216H15V214L11 213V211H10V210H11V207L8 206V207H6ZM51 208H52V210H51ZM121 208H122V209H121ZM125 208H126V209H125ZM53 209H55L57 213H56ZM187 209H188V210H187ZM199 209H196V211H192V212H197V213H199L200 211H202L201 209H200V211H197V210H199ZM6 210L9 211V213H7ZM103 210H105V209L103 208ZM107 210H105L104 212H107ZM124 210H125V211H124ZM191 210H192V209H191ZM191 210H190V211H191ZM193 210H195V208H194ZM53 211H54V212H53ZM109 211H108V212H109ZM184 211H185V212H184ZM52 212H53V214H52ZM202 212H203V213H206L205 210L202 211ZM202 212H200V213H202ZM220 212H221V211H220ZM91 213H93V212H91ZM91 213L88 214L87 216H86V215H84V216L82 215V216H81V215H79V214H75V218H76V217H77V218L74 219V215H73V218H72V217H71V218L74 219V221H77V222L79 221L78 223L83 225V223H84L83 221H86V219H87V220H88V219H92V215H91ZM188 213H190V212H187V214H188ZM122 214H123V215H122ZM181 214H182V213H181ZM181 214H180V215H181ZM217 214H219V211H218ZM183 215H182V216H183ZM58 216H59V217H58ZM85 216H86L87 218H86ZM88 216H89V217L91 216V217L88 218ZM120 216H121V217H120ZM123 216H124V217H123ZM218 217H220V215H218ZM33 218H32V219H33ZM60 218H61V220H60ZM39 219L36 220V222L39 221ZM43 219H44L46 222H45ZM77 219H78V220H77ZM83 219H84V220H83ZM82 220H83V221H82ZM123 220H125L123 224L126 223L125 225L128 226V227H129V225H130L129 223H130V222L132 223V221L129 222V220H128L129 223H128V225H127V222H126L127 219L125 218V219H123ZM187 220H190V219H187V218H186L185 221H187ZM32 221H33V220H32ZM34 221H35V220H34ZM34 221H33V222H34ZM40 221H39V222H40ZM42 221H43V222H42ZM68 221H69V222L71 221V222H73V223H76V222H74V221H72V220H68ZM81 221H82V223H81ZM185 221L182 223L183 225H186V224H187V226H188V225H191V222H192V221H191V222L189 221L190 224H189L188 222L186 223ZM194 221H197V220H194ZM36 222H34V223L36 224ZM39 222H37V224H40ZM44 222H45V223H44ZM194 223H195V222H194ZM196 223H197V225H198L200 222H196ZM18 224H19V223H18ZM200 224H201V223H200ZM200 224H199V226H200ZM19 225H20V227H21V224H19ZM195 225H196V224H195ZM126 226H124V227H126ZM64 227H65V226H64ZM188 227H190V226H188ZM13 229H14V228H13ZM127 229H128V230H126V233H124V235L118 234V236H117L116 234H117L118 232H116V231L113 232V233L111 234V236L114 235L118 240H122V244H121V242H120L121 245H119L118 242H117V245H118V246H116V245L114 244V243H116V240H115V242H112V243H111V245L113 244V245H115V246H111V245L109 246V245H108V246L111 248V250H112V249H113V250H114V249H115V250H123V249H125V248L128 246V242H129V241H127V240H132V239H136L137 241L142 242L146 247L149 246L150 249H152V247H151L150 244H151L152 242H154V241L157 239L156 237H153V236H152V237H149L150 235H148V236H139V232H137V231L131 229L130 227L127 228ZM188 229H189V228H188ZM190 229H191V228H190ZM5 230H6V231H5ZM5 230H2V231H1V229H0V244H2L4 248H10V247L12 248L13 246H16V245H17L16 243L19 244L21 241H24L25 239L28 240V236L21 235V236H19V237L16 239V241H13L14 244H11V243H13V242H12L13 237H10V236L8 235V232L11 233V234H16V233L22 234V233H25V232H23L24 230H22V229H18V230L16 229V231H13V230H11V229H8V230L5 229ZM191 230H192V229H191ZM38 231H39V230H38ZM198 231H199V230H197V232H198ZM35 233H38V232L36 231ZM40 233H42L41 230L39 231L38 234H40ZM43 233H42V234H43ZM194 233H196V232H194ZM42 234H41V235H42ZM46 234H44L45 237H46ZM41 235H39V236H40L41 238H43L44 235H43V236H41ZM35 236L38 237L37 235H35ZM36 237H35V240H38V239L40 238V237H38V239H37ZM194 237H195V238H194ZM11 238H12V239H11ZM15 238H16V237H15ZM119 238H120V239H119ZM143 238H144V239H143ZM187 238H188V237H187ZM193 238H194V239H193ZM193 238L190 237V239H189L190 244H188V240H187V244H188V246H187V244L184 245L183 248H184L185 246H186V247H185V249H184L183 251L180 250V253H181V252L184 253L185 251H188V252H189V257H195L197 251L199 250V249H198V245H199V244H196V243H198L199 238H198V235L193 236ZM192 239H193V241H192ZM89 240H91L90 237H89ZM124 242H125V243H124ZM23 243H24V242H23ZM130 243H131V242H130ZM15 244H16V245H15ZM20 244H22V242H21ZM89 244L91 245V243H89ZM81 245H82V247L84 246V248H81V247H80ZM81 245H80V244H77V247H74V246H76V245H74V246H73L74 248L72 247V250H73V251L75 250L76 252H79V253L82 252L81 255H82V254H83V255H84V254L87 255V252H90V251L92 250V249H90V245H87L86 242H85V244H81ZM85 245H87L86 247H89V249L86 248ZM78 247H79V248H78ZM67 248H69V247H67ZM67 248H64V251H66ZM91 248H92V247H91ZM110 248H109V249H110ZM176 248H177V247H176ZM177 249H178V248H177ZM68 250H69V249H68ZM68 250H67V252H68ZM72 250H71V248H70V250H69L68 253H70ZM87 250H89V251H87ZM178 250H179V249H178ZM73 251H72V252H73ZM85 251H86V252H85ZM92 251H93V250H92ZM144 251H145V250H144ZM151 251H152V250H151ZM72 252H71V253H72ZM57 253H59V252H57V250H56V249H53V248H50V249H47V250H39V251H37V252H33V253L27 255V258L25 259V261H26L27 263H26V262H21V263H19V264H25V263H26V264H38V263L41 264L40 259H41L42 257H43V258L41 259L42 261L45 259L44 256H50V255H51V256H53V258H55L54 256H56ZM65 253H66V252H65ZM68 253H67V254H68ZM71 253H70V255H71ZM74 253H75V252H73V254H74ZM182 253H181V254H182ZM55 254H56V255H55ZM88 254H91V252L88 253ZM59 255H60V253H59ZM60 256H61V259H60V257H58V256H57V258H58L57 260L54 259V260L57 261V262L59 261L58 263H61V262H62V258H63V257H62V255H60ZM146 257H147V258H149V257H153L152 259H150V260L147 261V264H170V263H171L170 260H162V259H160L158 256H154L153 252H152V253H151V252L146 253ZM155 259H156V260H155ZM216 260H217V258H216ZM218 260H219V262L222 261V259H218ZM55 261H54V262H55ZM57 262H56V263H57ZM235 263H236V262H235ZM0 264H3L2 260H0Z\"/></svg>",
	"mask_w": 264,
	"mask_h": 264
}]
</instances>
